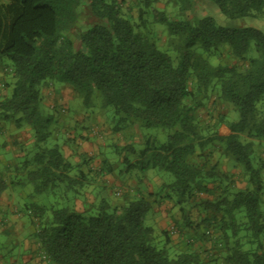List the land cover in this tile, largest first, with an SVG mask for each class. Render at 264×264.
<instances>
[{
	"label": "trees",
	"instance_id": "1",
	"mask_svg": "<svg viewBox=\"0 0 264 264\" xmlns=\"http://www.w3.org/2000/svg\"><path fill=\"white\" fill-rule=\"evenodd\" d=\"M1 1L0 61L12 63L13 91L0 101V118L32 134L34 154L18 170L34 193H56L64 186L78 197L88 182L84 173L74 174L76 166L58 146H47L56 116L44 107L42 90L58 85L72 89L87 109L98 93L102 107L113 109L114 133L129 127L171 131L166 143L146 146L129 166L169 173L173 181L162 187L166 199L183 206L195 192L209 193L210 182L226 175L216 173V166L206 171L194 162L199 125L197 109L188 100L190 85L205 94L215 84L220 99L239 114L238 121L228 124V134L217 138L242 168L248 187L232 198L224 193L204 201L207 216L201 223L218 232L221 264H264V182L253 163L254 143L242 140H264V112L258 107L264 100V33L251 27L227 29L210 16L170 19L153 7V0H134L141 6L136 25L126 18L122 1L86 0L97 23L78 34L77 49L69 35L80 20L83 0ZM203 1L231 20L264 16V0ZM173 2L180 12L193 7L192 0ZM150 14L165 28L176 62L151 38ZM252 46L256 56L247 58ZM223 51L236 63L212 65L209 58ZM129 149L133 147L123 148ZM9 186L0 179V194ZM151 208L148 199L139 197L114 207L103 201L83 212L75 205L55 209L31 204L25 210L36 228L40 256L51 264H204L197 253L171 257L166 248L154 246L155 230L145 225ZM239 212H244L241 222ZM184 218L188 227H200Z\"/></svg>",
	"mask_w": 264,
	"mask_h": 264
},
{
	"label": "rangeland",
	"instance_id": "2",
	"mask_svg": "<svg viewBox=\"0 0 264 264\" xmlns=\"http://www.w3.org/2000/svg\"><path fill=\"white\" fill-rule=\"evenodd\" d=\"M119 1H122L123 12L126 18H129L133 24L138 25V10L141 7L140 4L134 0ZM153 1V7L160 11H164L170 19L184 20L210 16L214 18L217 25L227 29H242L251 27L261 30L264 33V16L259 19L247 18L231 20L222 15L216 6L203 0H192L193 7L185 12H180L179 7L176 6L173 0ZM1 3L2 1L0 0V5ZM82 5L81 17L77 27L69 35L76 44L77 49L79 48V44L77 42L78 34L86 31L87 28L97 23V21L90 15L86 0H83ZM147 21L148 31L152 35L151 38H153V40L157 43L159 49L168 52V54L171 55L176 62L177 54L170 49L169 39L165 28L160 24L155 23L151 14L147 16ZM140 30H142V28ZM1 44H3V38L1 39ZM255 56V49L254 46H252L247 54V58ZM209 61L214 66L219 64L230 65L236 63L235 60L227 54V51H223L220 57H210ZM2 64L3 70H5L4 73L10 75V70L12 69L11 61L3 59ZM10 79L11 78H9V81ZM43 90L45 93L43 94L44 107L47 110H52V113L56 116L55 124L49 128L51 135L48 139L47 146H58L64 154V139L66 140L65 142L79 139L83 144L92 143L94 150L91 158L93 159L95 156L98 160L100 159L99 161L105 159V161L108 162L109 166L107 169L110 180L116 181L121 185L127 183L131 179L133 183L139 184L138 188L142 190L146 187L145 183H143L144 179L147 182H150L154 187L155 196L153 199H151V197L147 198L152 203V208L146 216L145 225L155 229L156 238L153 243L154 246L158 249L165 248V237L159 233L154 219L157 204L162 201L169 202V200L165 198L167 191L160 187H156L155 182L168 184L173 181V177L169 173L158 169L142 172L139 168L130 169L129 166L139 159L138 154L140 151L144 150L146 146H159L166 143L171 131L159 128H144L138 130L136 128L129 127L122 130L117 135V133H114L112 130V119L114 116L113 109L102 107L101 98L98 93L94 95V106L91 109H87L84 107L81 98L74 91H72V89H65L63 91L60 90V92L59 90L57 91L53 87L49 86ZM190 90L192 92V96L188 100V103L196 107L199 125V136L197 139L198 149L193 160L198 165L203 166L206 171L216 166V173L219 172V175L221 173L225 174L226 177L219 176V178L212 180L216 182H210L209 193L195 192L183 206L178 205L176 203V199L171 200L169 204L173 206V208L170 207L172 209V215L169 217L170 219L166 221V224L170 223L169 233L174 232L181 235L182 233L180 234L179 230H182L184 235H188L186 237L195 239V234L201 236L205 231L209 233L208 235L217 238L218 232L215 229L206 228L201 223L202 219L207 216V212L201 206L202 203L204 201H214L217 196L219 197L222 194L224 195V193H226L225 197L227 196L232 198L234 193L248 187L242 168L225 154L224 144H222V142L217 138L228 134V124L238 121L239 114L231 105L220 99L219 87L215 84L212 85L205 94H200L194 85H190ZM2 97L5 96L1 95V98ZM51 97H55V101L50 100L49 98ZM258 107L264 112V100L258 105ZM98 119L102 121L100 124L97 123ZM11 124L12 123L3 122V125L9 126L0 132L1 139L3 138V140H7L9 135H12ZM96 127L103 128L99 132L101 134V138H99L98 142L95 138L93 139L92 136V129L95 128L96 130ZM64 128L65 131L62 132ZM88 130H90V132H88ZM27 133H29V136L26 134L27 138L25 140L23 139L24 141L19 140V143L9 144L7 140L8 143L6 142V147L9 146V148L0 149V179L7 181L10 185L8 190L11 189L10 191H12L13 196L16 197L19 214L25 215L24 221L26 225L28 224L26 229L20 232V235H18V233L16 234V229H10L8 227L4 228L7 229V233H0L1 264H12L13 262H11V257L18 262L17 264H23V259L19 256L21 248L18 246V242L22 241L33 232V228L30 226V216L25 210L26 205L36 204L47 208L54 207L55 209L71 208L75 205L81 209L83 206L82 204L84 202L86 203L85 194L89 191L93 194V196L89 192L87 197L89 200H91V197H94L96 200L95 206L101 205V203L105 201L114 207L123 204L126 200L122 197V189L120 190L119 187L115 186L118 190L110 193L105 192L102 186H96L94 188L93 183H91V186H93L91 187L92 190L88 188V184L86 183L84 189L80 191L81 194L79 195L80 197L78 196L79 198L75 196L73 191L67 192L64 186H60L56 193H34L33 187L26 181L25 174H22L18 170L21 168L22 164L26 160L32 158L34 154L33 144H28V138L32 137V134L31 132ZM11 137H13V135ZM242 140L252 141L254 143L253 163L255 168L260 171L264 182V140L248 139L244 136L242 137ZM122 141L126 143L125 146L119 144ZM103 142H106L105 147L102 144ZM201 144L204 145L203 148H200ZM128 146H132L133 150L129 149L124 151L123 148ZM67 147H69L68 144ZM98 147H100V149H98ZM14 153L16 154V157L14 156ZM77 173H79V171L75 170L74 174ZM154 177H157V180L153 181ZM105 182H108V179L105 180ZM82 197L85 199L83 200ZM181 207L184 208V213L181 211ZM184 217L188 218L195 225L199 224L200 227L191 229L188 228L184 222ZM237 219L240 222L243 221L244 212H239L237 214ZM171 226L173 227L172 229ZM0 228L3 229L2 227ZM245 234L246 232L243 231L242 235ZM248 247L249 246L245 244V248ZM168 251L171 257H175L176 255L184 252L177 251V249L173 248L168 249ZM21 255L23 257V253H21ZM40 259H42V256H40ZM218 264H221V262H218Z\"/></svg>",
	"mask_w": 264,
	"mask_h": 264
},
{
	"label": "crops",
	"instance_id": "3",
	"mask_svg": "<svg viewBox=\"0 0 264 264\" xmlns=\"http://www.w3.org/2000/svg\"><path fill=\"white\" fill-rule=\"evenodd\" d=\"M4 71L5 70H3L2 61H0V101L3 100L4 98L9 97L13 91V81L11 78V73L10 75H8V74H5ZM9 78H11L10 81H9ZM53 88L57 91L58 90L63 91L65 89L70 90L69 87L62 86V85L59 87L53 86ZM58 88H61V89H58ZM42 93L45 94L44 90H42ZM1 95L5 97L1 98ZM49 99L55 101V97H51ZM3 122L4 121H2V119L0 118V132L5 130V128L9 126V125L8 126L3 125ZM101 122L102 121L100 119L97 120V123L100 124ZM11 127H12L11 133L13 137H11L12 135H9L10 138L8 137L7 139L9 144H15V143H19V140H23V139L25 140L27 138L26 134H28L29 136V133H27L25 129H17L16 127H14V124H11ZM102 129L103 128H100V127H96V130L95 128L92 129L93 139L95 138L97 142L99 141V138H101V134L99 132ZM90 130H88V132H90ZM64 131H65V128L63 129L62 132ZM119 133L120 132H118L117 135ZM7 140L6 139L3 140V138L2 139L0 138V149L9 148V146L6 147V144L8 143ZM28 140H29L28 144L29 143L33 144L32 137L28 138ZM65 141L66 140L64 139L63 141V143L65 144L64 145V148H65L64 156L68 161H70L73 165L76 166L77 171L82 172L85 175H87L88 188L91 189V187H93L91 186V183H93L94 188L96 186H102L105 192L112 193L113 191L118 190V188L116 189L115 187L117 186L119 187L120 190L122 189V197L124 199H135L139 197H144L146 199L149 197H151V199L154 198L155 196L154 187L150 182H147L145 179L143 181V183H145V186H146L144 190L139 189L138 188L139 184L133 183L131 179L127 183L121 184V185L118 184V182L116 181L110 180L108 176V169H107L109 166L108 162H106L105 159L102 161H99L100 159L98 160V158H95V156L93 159L91 158L93 154L92 152L94 150L92 143L83 144L79 139H75V141H69V142H65ZM67 144L69 145V147H67ZM102 144L104 147L106 146V142H103ZM119 144L124 145V146L126 145L124 141H122ZM98 149H100V147H98ZM14 156L16 157L15 153H14ZM0 158H1V155H0ZM107 179H108V182H105V180ZM155 180H157V177L153 178V181ZM155 184H156V187H160V188L163 187L162 182H155ZM10 190L11 189L9 190L6 189L4 192L0 194V227L3 228V229L0 228V233L1 234L7 233V229H4V228L8 227L10 229H16V234L18 233V235H20V232L25 230L28 224L26 225L24 221L25 215L19 214V211H18L19 207H18V204L16 203V197L13 196L12 191ZM89 192L85 194L86 203L83 201L84 203L82 204L83 206L81 207V209H79L76 206V209L78 211L83 212L87 210L92 204L96 203V200L94 199V197H91V195H90L91 200L88 199L87 195H89ZM90 194L92 193L90 192ZM82 198L83 200L85 199L84 197ZM169 202L162 201L159 204H157V208L155 209V219H154L155 225L159 233L165 237V244H166L165 248L167 250L170 248H173V249H177V251L197 253L201 256V260L203 261L204 264H218V262L220 263L221 260L219 258H221L222 255L218 251L219 248H218L217 238L210 236V235L206 236L205 238H202L197 234H195V239L191 237L188 238L186 237L188 235H184V232L182 230H179V233L180 234L182 233L181 235H178L177 233H174V232L169 233L170 223L166 224L167 223L166 221L170 219L169 217H171L172 215L171 208H173V206L170 205ZM26 206H25V209H26ZM30 226L33 228L32 234L28 235L22 241L18 242V246L21 248V253H23V257L21 253L19 256H21L20 258L23 259V264H46L42 261V259H40V255L42 251L40 250L39 240L36 237V228L34 227L32 222H30ZM172 228L173 227L171 226V229ZM164 231L168 233L167 237L164 235ZM203 233L206 234L208 232L204 231ZM11 262H13L12 264L18 263L16 260L13 259V257H11Z\"/></svg>",
	"mask_w": 264,
	"mask_h": 264
},
{
	"label": "built area",
	"instance_id": "4",
	"mask_svg": "<svg viewBox=\"0 0 264 264\" xmlns=\"http://www.w3.org/2000/svg\"><path fill=\"white\" fill-rule=\"evenodd\" d=\"M42 258H43L45 261H47V262H46L47 264H51V263L47 260V258H46L45 255H43Z\"/></svg>",
	"mask_w": 264,
	"mask_h": 264
}]
</instances>
